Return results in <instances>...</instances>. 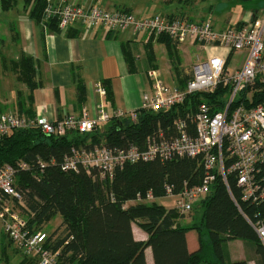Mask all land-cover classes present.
I'll list each match as a JSON object with an SVG mask.
<instances>
[{"label":"trees","instance_id":"trees-1","mask_svg":"<svg viewBox=\"0 0 264 264\" xmlns=\"http://www.w3.org/2000/svg\"><path fill=\"white\" fill-rule=\"evenodd\" d=\"M22 4L23 10L40 26L45 1L22 0ZM15 6L16 0H0L2 12ZM47 28L59 32L53 21L47 23ZM8 29L17 43L15 23L9 22ZM67 35L72 36L73 32L68 30ZM158 41L164 43L177 84L183 86L190 78V67L189 73H183L177 44L169 37L159 36ZM126 47H123L124 58L132 71V54ZM9 64L16 81L26 85L28 91L24 96L18 91L16 114L32 116L33 91L41 85L35 78L36 63L31 55L21 51ZM255 85H260L261 89L253 93L251 100L253 103L264 101V84L256 82ZM222 92L218 89L212 95L193 94L184 104L158 113L139 109L135 111V120L117 117L113 111L108 122L89 133L69 131L54 136L30 128L14 130L1 138L0 167L17 165L19 160L26 164L15 173V184L22 192L23 206H19V210L28 227L42 230L52 217H61L57 227L47 234L44 244L58 251L61 264H146L144 251L147 247L151 248L154 264H248L247 259H225V241L230 239L247 242L255 264H264V246L252 226L264 219V160L255 170V179L262 192L257 202L241 198V189L232 175L226 182L217 177L211 192L192 207L200 210L199 219L188 225L181 224L184 214L175 207L167 208L157 203L156 199L166 195V186L176 193L198 183L204 170L197 159L155 158L126 163L116 168L113 177L106 181L93 178L83 168L77 172L61 169L72 148L133 145L143 149L147 139L159 131L166 137L174 135L173 118L194 110L201 99L209 103L216 101ZM85 97V87L78 82V103ZM104 97L111 99L109 88ZM148 192L154 200L135 201ZM132 224L147 234V240L134 239ZM189 229H194L198 235V248L193 251H189L186 244L185 234ZM8 242L11 243L9 239ZM19 264H37V261L24 256Z\"/></svg>","mask_w":264,"mask_h":264},{"label":"built area","instance_id":"built-area-1","mask_svg":"<svg viewBox=\"0 0 264 264\" xmlns=\"http://www.w3.org/2000/svg\"><path fill=\"white\" fill-rule=\"evenodd\" d=\"M41 25L55 22L60 32L72 24L87 28L109 30L130 29L145 32L148 36H167L176 44L188 43L201 51L215 50L208 58L199 54L190 66V78L183 86L167 85L157 69L150 68L146 76L150 91L142 94V109L153 113L167 111L182 105L193 94L212 95L223 90L214 102L200 100L194 110L185 112L172 120L175 134L166 137L161 131L147 139L146 147L126 148L94 145L89 149L72 148L61 165L63 171L77 172L83 168L88 175L99 181L110 180L116 168L126 163L149 161L155 158L197 159L204 173L201 180L173 193L166 186L169 197L179 213L186 214L212 190L216 178L227 181L229 175L235 178L241 189V198L257 202L262 196L255 170L264 160V101L253 103L251 96L264 84V17L252 14L249 20L229 24L223 28L213 25L209 17L198 21L184 16L153 14L136 18L122 8L106 9L71 0H44ZM244 52L241 67L230 72L228 59L235 52ZM97 93L105 95V89L98 84ZM117 117L135 120V111H114ZM102 104L92 115L86 110L79 114L67 113L61 118L50 120L45 116L0 113V139L17 129H38L44 135L60 136L69 131L89 133L95 127L109 121ZM26 164L19 160L17 165L0 167V221L5 235L15 249L24 256L36 258L37 264H61L58 251L45 247L47 234L28 227L26 218L20 213L23 206L22 192L15 184V173ZM150 192L137 202H150ZM257 237L264 246V219L252 224Z\"/></svg>","mask_w":264,"mask_h":264},{"label":"crops","instance_id":"crops-1","mask_svg":"<svg viewBox=\"0 0 264 264\" xmlns=\"http://www.w3.org/2000/svg\"><path fill=\"white\" fill-rule=\"evenodd\" d=\"M71 1L96 5L109 10L126 9L136 18L148 17L156 13L168 17L181 14L178 13L180 10L173 9L171 4L165 3L164 0ZM160 4L164 10H159ZM231 4L229 0H215V4L211 6V13L216 15L212 16L215 27L221 29L232 22L225 23V19L229 17V14H226L228 7L225 6H231ZM22 5V0H16L15 7L8 11H0V16L2 15L0 18L3 19L6 28H9V22L15 23L18 42L14 44L17 46L14 54L17 52L19 55L23 51L31 55L36 63L35 78L41 85L33 91L34 114L45 116L50 120L59 119L67 113L77 115L83 110L92 115L97 112L98 104H102V101L104 109L110 113L117 110L129 112L142 109V94L150 91L146 71L150 68L157 69L163 78L153 49V44L158 41L159 36H148L143 31L134 33L130 29L109 30L103 27L91 29L77 23L70 25L63 32H52L47 27L41 28L42 25L35 24L27 11L23 10ZM256 12L257 10L253 11L255 15ZM233 16L228 20H234ZM240 22H244V19L236 20L233 24ZM68 30L73 32L72 36L67 35ZM126 46L132 54L134 66L132 71L129 70L124 58L123 47ZM176 50L179 55L181 44H177ZM18 55L1 63L0 113H16L18 91H21L20 94L23 96L28 94L26 85L17 82L15 74L10 69V60L16 59ZM167 59V66L169 72L173 74L171 79L175 85L177 78L168 56ZM180 66L183 73H187L189 67L182 65L181 60ZM78 82L84 85L86 93L85 100L80 104L76 98ZM98 84L105 90L110 89V100H105L104 96L98 95L96 90ZM188 224L190 223L182 225ZM132 234L136 240H147V234L136 224H132ZM185 237L189 251L198 248V235L194 229H189ZM225 246L223 255L226 260L247 259L248 264H255L250 245L244 240L230 239L225 241ZM13 247L11 252L4 250L6 260L4 264H19L23 259L24 255L14 251ZM144 253L146 264H154L151 248L147 247Z\"/></svg>","mask_w":264,"mask_h":264},{"label":"rangeland","instance_id":"rangeland-1","mask_svg":"<svg viewBox=\"0 0 264 264\" xmlns=\"http://www.w3.org/2000/svg\"><path fill=\"white\" fill-rule=\"evenodd\" d=\"M164 2L170 3L171 4L170 6L173 7V9L180 10L178 13H181V14H177V15L184 16L186 18H190L195 21H198L200 19H203L209 16L211 22L213 23L212 16L213 17L216 16L215 14L211 13V6L215 4V0H169V1L164 0ZM229 2L232 4L231 6H227V5L225 6V7H228L226 14H229L228 15L229 17L225 19L226 20L225 23L229 24L230 21H232L230 24H233V22H236V20H240V19L241 21L243 19L249 20L254 10H257L256 12L257 16L264 17V0H229ZM140 4L144 5L146 3H140ZM159 7H160L159 10L161 9L164 10L162 8L163 7L162 4H160ZM163 12L164 11H162V13ZM232 15H234L233 16L234 20H228L229 18L232 17ZM0 17H2V15ZM14 41L15 39H12L10 30L6 28L5 24L3 23V19L0 18V67H2V64H1L2 60H7L9 58H12L13 56L15 57V55H18L17 52L14 54V51L17 48V46L14 45L16 44V42ZM153 49H154V52L158 60L159 69L163 76L162 78L163 81L167 85H170V86L173 85V82L171 79L173 74L171 71L169 72V68L167 66L168 65V59H167L168 54H167V49L164 43L161 41H157L155 44H153ZM214 52L215 50H208L204 52V51L199 50V47L197 46H191L188 43H182L181 50L179 51V57H180L182 65H184L185 67H189V65L193 63L196 54H199L201 58L205 59V58L210 57V55ZM2 56H3V59H2ZM243 61H244L243 51L233 53L227 62L228 70L230 72H233L235 69L242 66ZM186 72L189 73V69H187ZM97 111H98V107H97ZM106 111L110 113V111L108 110ZM156 202L167 208L175 207L173 201L169 197L157 198ZM192 210L183 215L182 224L191 223V221H195L199 219L201 215L200 210L198 209L193 210V211ZM60 220H61V217L59 215H55L48 221V223L44 225L42 230L46 234H49L55 227H57V224L60 223ZM7 242H8V238H6V235L3 230V225L0 222V264H4L6 261L4 257V253H5L4 250L11 252L10 250L13 247L12 244H9ZM13 250L17 251L15 250V247H13ZM13 262H14V259H13Z\"/></svg>","mask_w":264,"mask_h":264}]
</instances>
